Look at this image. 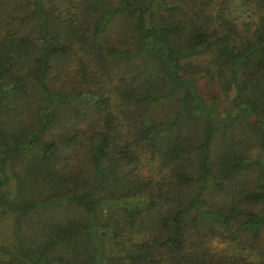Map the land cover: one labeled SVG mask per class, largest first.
Segmentation results:
<instances>
[{"label":"trees","instance_id":"1","mask_svg":"<svg viewBox=\"0 0 264 264\" xmlns=\"http://www.w3.org/2000/svg\"><path fill=\"white\" fill-rule=\"evenodd\" d=\"M9 217L0 264H264V0H0Z\"/></svg>","mask_w":264,"mask_h":264},{"label":"rangeland","instance_id":"2","mask_svg":"<svg viewBox=\"0 0 264 264\" xmlns=\"http://www.w3.org/2000/svg\"><path fill=\"white\" fill-rule=\"evenodd\" d=\"M10 181H12V178L10 177L9 179ZM11 224V219L9 218H4V219H0V242H6L9 240L10 237V226ZM211 245H213L214 247H220L221 245H223V243L217 239H213L210 242Z\"/></svg>","mask_w":264,"mask_h":264}]
</instances>
